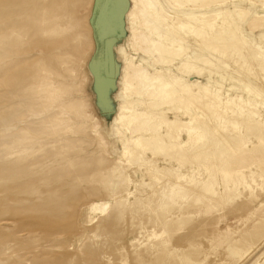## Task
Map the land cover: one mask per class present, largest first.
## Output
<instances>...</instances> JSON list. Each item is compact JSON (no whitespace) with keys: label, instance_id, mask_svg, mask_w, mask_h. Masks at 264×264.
<instances>
[{"label":"rangeland","instance_id":"374dc122","mask_svg":"<svg viewBox=\"0 0 264 264\" xmlns=\"http://www.w3.org/2000/svg\"><path fill=\"white\" fill-rule=\"evenodd\" d=\"M260 1L193 13L220 24L224 10L264 16ZM134 8L133 0H0V264H264V17L237 21L246 49L231 42L221 61L207 49L216 65L190 74L179 60L166 63L167 53L138 50ZM175 33L188 54L205 48ZM130 62L142 82L130 81ZM156 71L207 85L220 100L175 105L185 125L170 152L177 160L138 150L145 167L126 166L127 183L113 186L131 141L127 112L142 111V93L167 79ZM152 166L164 177L146 174Z\"/></svg>","mask_w":264,"mask_h":264},{"label":"bare ground","instance_id":"6f19581e","mask_svg":"<svg viewBox=\"0 0 264 264\" xmlns=\"http://www.w3.org/2000/svg\"><path fill=\"white\" fill-rule=\"evenodd\" d=\"M133 1L136 2V8L133 9L131 14H133L134 19L139 20L138 27L140 29V31H138V33L135 34L136 35V41L138 42V50L141 49L139 51H144V52L151 51L153 54L155 53L156 55H158L157 57H162L161 55H164V53H167L169 55V58L165 62L166 63L167 62L173 63L174 60H179L180 64L176 68L178 71H180L182 73L185 71V72L190 73V74L191 73L196 74L198 72H204L202 70V68L204 67L205 64H207L208 67H209V65H213V64L216 65L215 63H217L218 59H216V60L213 59L214 56H213V58H210L211 56L209 57L208 53L210 50H215L216 56H217V52H218L220 57H216V56L215 57L219 58V60H220L222 58L223 54L228 53V44H230L231 42L234 43V41H235L240 48L246 49V47L249 46L248 42L245 40V38L241 36L240 27L237 23L238 20L242 21L247 17V15H248L247 9H238L236 13L224 10V16L222 18H220L221 19L220 24L206 20L205 16L202 14L197 15V14L193 13L197 10H205L207 8H210L213 4H216L214 6H223L224 4L230 3L231 1H235V0H227L228 2H223L221 0H220L221 2L219 0L217 2V0H216V3L215 2L212 3V0H211L212 5H210V7L205 1L202 3H198L197 0H194V2H192L193 0H165V2L168 5L176 8V12H173V13L168 12L164 8V6L160 0H133ZM200 2H201V0H200ZM214 6H212V7H214ZM262 7H264V2L262 4ZM187 11H192L193 14H189L186 16H180L179 15L180 12H187ZM116 12H118V11H116ZM170 19H173L174 21L172 20L171 23H169L170 21H168V20H170ZM167 22L169 24L166 27ZM165 27L171 32L178 30L179 35L182 32L183 34L187 35L188 37L196 36V38L199 39L198 42L201 43L200 45H203V47L205 46V48L203 49V51L205 50L204 51L205 53H203V51L200 50V51H195L194 53L188 54V50L185 47L181 46V43H180L181 41L178 37V34L175 33L176 38H174L173 35L171 34V32L169 33V32L163 31V30H165ZM217 30L219 31L218 33H217ZM163 32H165V34ZM166 33H168V34H166ZM187 36H185V37H187ZM205 42H207V44H205ZM208 42H210V43L208 44ZM194 48H195V46H194ZM207 49H209V51ZM191 50H193V49H191ZM148 54L150 56V53H148ZM156 55H154V57ZM157 59H159V58H157ZM154 60H156V59H154ZM163 63H164V61L162 62V64ZM159 67H161V66H159ZM214 67H216V66H214ZM129 68L132 72V74L129 76L130 81L135 82V81L139 80V82H142V81H140V79H142V77H143V71H142L141 67H139V65H135L134 63L130 62ZM160 72L162 73V75L163 74H164V76L166 75L164 73V71L163 72L162 71H158V72L156 71V73H158V74L155 76H159L161 74ZM212 73H213V71H212ZM153 75H154V73H153ZM153 77L154 76H152V78ZM166 77H167V79L156 78L155 79V80H157L156 85H155V83H153L154 87H153V85H151L152 86L151 89H150L149 84H151L152 82L148 84L149 88L145 91H144V89L138 90L136 85H135L136 88L133 89L135 91L138 90L137 91L138 95L144 91L142 93L143 97L141 96L142 98H144V101L140 102L143 105V110L139 111V110L135 109V107H134L131 112H127L128 114L125 117L126 119L124 118L126 120V123L124 126L126 128V131L130 135L131 141L123 143V145H122L126 163L125 164L120 163L119 169L112 172V185L113 186H117V185L120 186V185L127 183L128 178L125 176V174H126V168L125 167L126 166L137 165V168H139V169H142L145 167V163L143 161H141L139 158L140 156H139L138 150H141L144 154H150L154 160H157V159H167L168 160V158L172 159V160H177L174 157L170 156V152L173 150L175 151L177 149L176 144H175L176 140L178 139L177 132L179 131V129L181 127H183L185 125L183 123H181V121L179 120V117H178V114H179L180 109H181L179 107H181V106L176 107L175 105H180L183 103H184V105H186L185 103H187V104L193 103L194 104V102L196 104L197 103L198 104L199 103L205 104L208 102L205 100H209L208 97H210L211 95H213V96L209 100L210 102L213 100L214 101L220 100V98L218 96L219 92L218 91L214 92L213 90H210V87L207 85L201 84L199 82H198L199 83L198 84V83H194L191 81L181 82L180 79L175 78V76L172 77V75L170 73H169V75H166ZM152 81H153V79H152ZM129 84H131V83H129ZM143 84H144V81H143ZM143 86H140V87L142 88ZM128 88L131 89V91H133L132 86H128ZM145 89H146V87H145ZM221 99L223 100V98H221ZM220 103H221V101H220ZM229 103L233 104L236 102H234V100L232 102L225 101L226 105ZM240 103H242V102L239 101V104ZM207 104H209V102ZM237 104H238V102H237ZM237 104H235L236 109L238 107ZM248 105H246V106H248ZM209 106H212V104ZM216 106H218V105H216ZM242 106H243V104H242ZM164 107H166V110L160 111V109L164 108ZM222 107H223V105H222ZM242 108H244V107H242ZM208 109H211V108H208ZM226 109H227V107H226ZM234 109L232 110V108H230V110L233 112H234ZM238 109H240V108H238ZM231 111H230V113H231ZM237 111H239V110H236L235 112L237 113ZM169 112H173V114L175 115L173 119L168 118L167 114ZM223 112H221V113H223ZM228 112H229V110H228ZM249 112H252V111H249ZM124 114H126V113H124ZM241 114L242 113H240V114L238 113L236 116H238V115L240 116ZM244 114H245V112H244ZM244 114H242V115H244ZM233 115H234V113H233ZM250 115H253V113L252 114L250 113ZM221 116H223V115L221 114ZM249 118H252V116H250ZM198 119H199V117L195 118V120L189 121L188 130H187V131H189V133H193V131H195L199 126H201L200 124H198L199 123ZM252 119H254V117ZM257 120L258 119H256V118L254 120L256 125L258 124V122H256ZM259 125H261V124H259ZM207 134H209V133H207ZM202 139H203V136L201 135V137H199V144L194 147L195 151H197L201 148L203 149L204 145H200V143H201L200 141ZM210 139H211V137H210ZM184 153H187V154L191 153V150H189L187 148V145L184 146ZM164 170H165L164 167L152 166L150 168H146L145 173L146 174L153 173L155 176H163V175H165ZM142 186H147V184L142 183Z\"/></svg>","mask_w":264,"mask_h":264},{"label":"crops","instance_id":"0c3cea01","mask_svg":"<svg viewBox=\"0 0 264 264\" xmlns=\"http://www.w3.org/2000/svg\"><path fill=\"white\" fill-rule=\"evenodd\" d=\"M251 6V5H250ZM255 6H256V4H255ZM260 6V5H259ZM261 9H262V7H260ZM262 10H264V9H262ZM251 17V12H250V8H248V15H247V17L245 18V20L247 19V18H250ZM262 17H264V16H255V17H251V19H250V22H249V25L250 26H254L255 24H256V22H257V20H258V22H261V19H262ZM261 18V19H260Z\"/></svg>","mask_w":264,"mask_h":264}]
</instances>
